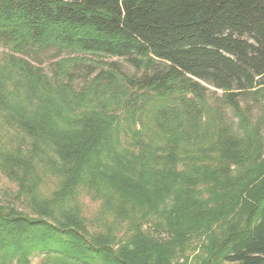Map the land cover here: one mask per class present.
I'll use <instances>...</instances> for the list:
<instances>
[{"label": "trees", "instance_id": "1", "mask_svg": "<svg viewBox=\"0 0 264 264\" xmlns=\"http://www.w3.org/2000/svg\"><path fill=\"white\" fill-rule=\"evenodd\" d=\"M0 44L14 46L18 52L56 45L124 58L138 72L125 74L129 88L151 91L157 100L186 92L203 98L208 86H213L224 90L238 111L240 96L264 94V0H0ZM10 59L0 66L34 88L60 95L62 102L116 95L98 88L100 77L77 90L73 70L64 72L66 82L59 77L61 62L52 81L29 60ZM110 84L112 89L114 82ZM138 108L135 118L145 121L143 114L149 115V127L144 122L142 130H135L143 142L167 145L200 131L199 126H192L194 121L201 122V116L189 104L173 108L153 102L145 105L149 110L142 105ZM107 127L97 134L88 126L87 133L96 135L88 136L85 153L84 145L55 136L61 139L56 140L57 158L37 159L32 153L22 158L0 146V168L19 186L14 202H0V264H33L36 255L40 256L37 264H128L122 256L125 250L112 247L120 240L113 234L102 239L84 220L79 204L80 187L91 192L100 190V185L108 190L138 188L104 173L103 168L113 165L84 157L106 143ZM255 128L252 140L258 141L256 147L250 137L230 134L235 143L228 148L229 154L239 166H255L263 160L264 146ZM33 147L29 144L27 150L32 152ZM154 162L153 166H159ZM175 163L169 161L165 166L169 170ZM40 166L47 170L38 173ZM45 181L57 183V189L47 195L42 186ZM17 200L23 207L16 205ZM125 203L113 208L104 205L98 223H141L144 208L134 210ZM221 250L227 261L236 264H264V190L255 198L242 228L228 232Z\"/></svg>", "mask_w": 264, "mask_h": 264}, {"label": "rangeland", "instance_id": "2", "mask_svg": "<svg viewBox=\"0 0 264 264\" xmlns=\"http://www.w3.org/2000/svg\"><path fill=\"white\" fill-rule=\"evenodd\" d=\"M11 56L29 60L52 81L58 76L61 62L63 71L59 77L66 82L64 72L73 70L77 90L88 87L90 82L94 84L100 77L98 88L102 91L105 87L116 95L96 100L87 97L77 100L78 104H70L62 102L60 95L42 87L34 88L0 66V146L4 150L22 158H29L31 153L37 159L57 158L55 147L61 139L55 136H64L84 145L85 153L88 136H95L108 126V142L96 148L100 147L101 152L95 149L84 157L105 166L113 165L103 168L104 173L124 179L123 183H135L138 188L108 190L100 185V190L91 192L81 185L84 188L80 187L79 204L88 226L102 239L111 234L119 239L112 247L125 250L122 256L128 264H236L227 261L224 251L218 248L228 232L242 228L255 198L264 190V157L255 166L232 162L228 148L234 140L230 134L250 137V143L256 147L258 141L252 139L258 127L264 146L263 93L240 96L238 111L229 104L224 90L213 86H208L203 98L186 92L157 100L151 91L134 92L129 88L125 74L138 72L118 56L56 45L18 52L14 46L0 44V62L12 60ZM110 81L114 82L112 89ZM93 89L94 86L89 91ZM153 102L173 108L189 104L193 113L201 116V122L194 121L192 126L193 129L199 126L200 131L195 137L180 138L167 145L147 139L143 142L135 130H142L149 115L144 113L146 120L142 121L135 118L134 110L139 114V106L145 108ZM29 123L36 125L29 128ZM88 126L94 129V135L87 133ZM29 144L34 146L32 152L27 150ZM20 147L23 152H19ZM150 150L154 153H149ZM154 161L159 166H153ZM169 161L176 163L168 170L165 165ZM43 170L47 169L40 166L37 172ZM168 176L176 180L166 181ZM57 185L45 181L43 191L48 195ZM18 188L0 168V202H14ZM125 200L128 208H144L141 223L120 224L113 220L98 223L97 215L104 205L113 208ZM15 202L19 208L23 207L20 201ZM39 259V255L34 256L33 264Z\"/></svg>", "mask_w": 264, "mask_h": 264}]
</instances>
